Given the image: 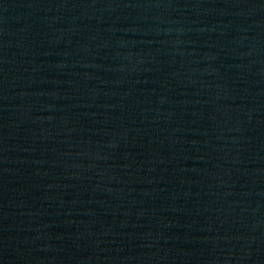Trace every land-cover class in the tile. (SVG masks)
Returning a JSON list of instances; mask_svg holds the SVG:
<instances>
[{
	"label": "water",
	"instance_id": "95a60500",
	"mask_svg": "<svg viewBox=\"0 0 264 264\" xmlns=\"http://www.w3.org/2000/svg\"><path fill=\"white\" fill-rule=\"evenodd\" d=\"M0 264H264V0H0Z\"/></svg>",
	"mask_w": 264,
	"mask_h": 264
}]
</instances>
